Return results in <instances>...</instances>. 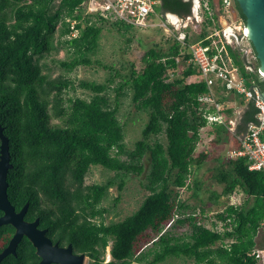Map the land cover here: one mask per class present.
<instances>
[{
  "label": "trees",
  "instance_id": "1",
  "mask_svg": "<svg viewBox=\"0 0 264 264\" xmlns=\"http://www.w3.org/2000/svg\"><path fill=\"white\" fill-rule=\"evenodd\" d=\"M82 2L0 0V125L9 142L12 168L7 173V196L11 205L18 212L28 203L25 221L38 218L39 228L47 230L52 242L60 246L71 244L73 253L85 254L90 264H130L142 259L145 264H162L177 256L193 259L196 264H257L251 252L264 221V173L250 171L244 158H228L225 166L220 165L215 176L220 190L211 193L212 204H219L221 198L224 200L233 193L241 198L240 204L224 202L217 211L218 220L231 222L230 229L223 232H213L195 223L187 215L194 208L178 200V190L187 187L192 168H201L209 157V152L195 151L199 127L205 121L197 116L192 128L187 123L189 114L184 111L189 105L184 95L204 94L206 85L198 81L188 83L190 77L199 74V69L189 63L190 55L181 54L180 44L169 37L166 50L153 44L145 51L142 69L136 71L133 67L129 79L115 89L113 104L106 93V84L81 82L80 88L93 93L90 100L65 99V91L73 88V83L63 76L52 78L42 72L40 60L47 54L56 55L61 49L73 54L70 61H59L64 70L90 64L86 56L96 49L101 28L91 21L93 16H85L79 9ZM159 10L162 16L168 13L186 20L192 16L193 0H160ZM233 11L245 26V17L235 0ZM95 17L101 22L109 21L99 15ZM113 25L119 31L128 30L123 23ZM217 27L218 23L204 18L193 32L187 29L186 43L204 40ZM153 29H159L161 34L160 28ZM73 31L77 33L75 37L71 36ZM229 51L241 74L254 80L263 93L264 80L256 72L245 71L241 53L231 48ZM112 81L108 79L107 83ZM127 86L133 106L149 115L143 131L145 137L164 126L165 144L151 146L141 140L134 151L128 152L134 161L146 155L139 167H127L122 159L127 151L117 113L119 98L124 96ZM223 90L216 93V99L225 104L230 96ZM232 100L241 107L236 123V135L241 136L247 125L254 122L255 109L241 99L232 97ZM232 115V108L225 111L226 121ZM53 119L58 123H53ZM209 129L212 144L228 143V127L214 125ZM90 166L111 172L130 170L139 175L147 167L150 175L145 180L154 190L136 212L106 226L96 221L105 214L97 205L114 182L86 185ZM123 186L121 183L119 190ZM174 210L186 217L177 219L169 230L161 233L163 223ZM206 210L215 211L201 207L203 213ZM175 228L182 233L175 234ZM149 230L156 237L148 253L137 258L134 243ZM13 233L10 225L0 227V253ZM109 243L110 260L105 262ZM149 255L152 258L147 261ZM38 263L34 247L24 237L16 255L6 256L0 264Z\"/></svg>",
  "mask_w": 264,
  "mask_h": 264
},
{
  "label": "rangeland",
  "instance_id": "2",
  "mask_svg": "<svg viewBox=\"0 0 264 264\" xmlns=\"http://www.w3.org/2000/svg\"><path fill=\"white\" fill-rule=\"evenodd\" d=\"M216 1V0H215ZM55 4H58L55 2ZM9 14V10H7ZM164 19L169 25L178 27L186 26V20L175 18L166 13ZM234 19L238 20L236 14ZM91 21L96 26L101 28L97 47L93 53H90L86 58L90 61L89 65H81L74 68L72 71H66L61 68L59 61H70L73 58L72 51L67 54L66 50H60L56 55L47 54L45 58L40 60L39 65L42 68V72L49 74L52 78L63 76L73 83V88H69L65 91V99L80 98L86 101L90 100L93 93L84 90L79 87L81 82H93L96 84H106V93L111 99L115 98V89L119 84L124 83L129 79L133 67L136 71H140L143 67L142 55L145 51L152 48L153 44H159L163 49H167L169 42L168 34L161 31L159 35V29H142L127 26L128 30L119 31L114 25V22H101L97 17H91ZM172 26V27H174ZM193 25H187V29L193 32ZM230 29H226V34L230 35ZM77 35V34H76ZM58 34L55 36V45L58 43ZM68 39V38H65ZM63 39H61L62 41ZM243 57V54L241 52ZM239 56V55H238ZM247 62L251 66L252 70L256 68V55L251 51L250 54L245 55ZM246 62V63H247ZM101 65V66H100ZM102 66L107 67L106 69ZM256 72V71H255ZM108 79H112V83H107ZM124 96L119 98V111L117 118L122 125L124 132V144L126 147V153L122 155L124 163L129 166L139 167L142 162L145 161L146 155H144L140 161H134L129 158L128 152L134 151L136 144L145 140L149 145L165 144L164 126L157 128L155 132H152L148 137H145L143 131L149 122V115L145 111L137 110L131 102V90L127 86L123 90ZM241 111V107L236 105V113ZM53 123H58V120L53 119ZM209 128L205 129L200 134V139L196 146V153L200 151L209 152V157L199 169L192 168L191 175L186 181V188L178 190V200L187 204L190 209L207 208L210 210L218 211L224 205V200L221 198L219 204H212L214 200H210L209 197L212 192H219L220 186L216 183L215 176L218 173L220 165L225 166L228 161L229 152L232 148L238 144V138L236 135V126L233 132L229 130L228 143L212 144L213 136L209 135ZM234 133V134H233ZM234 136V137H233ZM242 136V135H241ZM232 137L234 139H232ZM152 174V173H151ZM150 175L147 167L144 172L139 175L136 172L127 170L125 172H111L103 169L100 166H90L85 176V184H105L112 180L113 186L108 189L103 200L97 205L98 208L104 209L105 214L101 219H97V222H103L106 226L118 223L125 219L127 216L132 215L137 211L142 201L154 190L153 187L145 180L146 176ZM124 183L122 190H119V185ZM196 184L199 187L196 192ZM149 185L147 188L146 186ZM213 205V206H212ZM209 211V210H207ZM175 234H181L182 231L175 229ZM156 237L155 232L146 231L140 235L134 243V254L137 258L144 256L148 253L151 243ZM111 243L106 248L105 262L110 260L109 250ZM152 256H148L147 261L151 260ZM146 261H133L130 264H145ZM84 264H90V260L86 257ZM162 264H196L193 259H187L184 257H172L168 258ZM219 264V263H218Z\"/></svg>",
  "mask_w": 264,
  "mask_h": 264
},
{
  "label": "built area",
  "instance_id": "3",
  "mask_svg": "<svg viewBox=\"0 0 264 264\" xmlns=\"http://www.w3.org/2000/svg\"><path fill=\"white\" fill-rule=\"evenodd\" d=\"M60 1L55 0L57 3ZM159 6L160 0H83L79 9L83 10L85 16L99 15L111 22H120L134 28H160L181 45V54L190 55L189 63L192 62L199 69V74L190 77L188 83L198 81L204 82L206 85L204 94L195 97L188 94L184 95V100L189 103L184 110L189 114L187 123L193 128L197 116L205 121L204 125L199 127V135L214 125H225L230 132H233L239 119L238 113H236V101L232 100V97L241 99L245 103H251L255 109L254 122L247 125L246 132L238 138L237 146L230 150L229 158H244L250 171L264 173V103L257 94V92L259 94L262 92L254 80L246 79L241 74L240 68L235 64L229 49L242 52V64L245 71L254 73L256 71L261 79L264 80V78L260 75L258 68L255 71L252 70L246 60L245 55L251 53L252 47L248 35L245 33L246 27L240 20L234 19L233 0H195L192 16L186 19L189 24L193 25V30H196V27L203 23L204 18H208L213 23H218L219 27L212 28L204 40L188 44L186 43L188 23L186 26L180 25L179 27L178 25H169L160 13ZM226 29L235 32L237 34L236 39L225 35ZM76 34V31H73L71 36L75 37ZM177 62L179 61L177 60ZM222 88L225 94L230 96L225 104L216 99V93L222 92ZM231 108L233 115L226 121L225 111ZM190 136L193 137V131ZM224 201L229 205H238L241 198L233 193L225 197ZM216 213L217 211L207 210L203 213L201 209L196 208L187 215H191L198 225L213 232L229 230L231 227L230 220L225 222L218 220L215 217ZM183 217H186L184 213L180 215L174 210L171 217L164 222L161 233L170 228L177 219ZM175 229L178 230V228ZM251 255L257 264H264V221L254 238Z\"/></svg>",
  "mask_w": 264,
  "mask_h": 264
},
{
  "label": "water",
  "instance_id": "4",
  "mask_svg": "<svg viewBox=\"0 0 264 264\" xmlns=\"http://www.w3.org/2000/svg\"><path fill=\"white\" fill-rule=\"evenodd\" d=\"M235 1L245 17V33L259 62L258 71L264 78V0ZM193 3L195 8V0ZM257 94L264 103V92ZM11 168L8 138L0 125V227L10 225L14 229L8 244L0 253V263L6 256L16 255V248L25 237L40 259L38 264H84L86 255L73 253L71 244L61 247L59 243H53L46 235L47 230L39 229L38 218L31 222L24 220L28 203L18 212L14 209L7 196V173Z\"/></svg>",
  "mask_w": 264,
  "mask_h": 264
},
{
  "label": "crops",
  "instance_id": "5",
  "mask_svg": "<svg viewBox=\"0 0 264 264\" xmlns=\"http://www.w3.org/2000/svg\"><path fill=\"white\" fill-rule=\"evenodd\" d=\"M222 25H223V24H222ZM230 32H231V33H230L231 36H229V37H231V38H233V39H236V35H237V34H236L235 32H233L232 30H230ZM225 33H226V31H225ZM225 35H227V34H225ZM227 36H228V35H227Z\"/></svg>",
  "mask_w": 264,
  "mask_h": 264
},
{
  "label": "clouds",
  "instance_id": "6",
  "mask_svg": "<svg viewBox=\"0 0 264 264\" xmlns=\"http://www.w3.org/2000/svg\"><path fill=\"white\" fill-rule=\"evenodd\" d=\"M193 10H194V3H193ZM171 16H175V15H172V14H170ZM177 17V16H176ZM251 44V43H250ZM251 47H252V45H251ZM253 50V49H252ZM164 224V223H163ZM172 227V226H171ZM170 227V228H171ZM170 228H168L167 230H169Z\"/></svg>",
  "mask_w": 264,
  "mask_h": 264
},
{
  "label": "flooded vegetation",
  "instance_id": "7",
  "mask_svg": "<svg viewBox=\"0 0 264 264\" xmlns=\"http://www.w3.org/2000/svg\"><path fill=\"white\" fill-rule=\"evenodd\" d=\"M29 222V221H28ZM39 227V226H38ZM39 229H41V228H39ZM12 237V236H11ZM52 241V240H51ZM54 243V242H53ZM61 247H65V246H61ZM39 261H40V259H39Z\"/></svg>",
  "mask_w": 264,
  "mask_h": 264
}]
</instances>
